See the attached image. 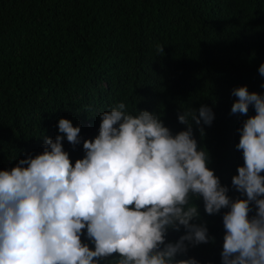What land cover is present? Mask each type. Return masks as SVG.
Returning <instances> with one entry per match:
<instances>
[{
    "label": "trees",
    "instance_id": "obj_1",
    "mask_svg": "<svg viewBox=\"0 0 264 264\" xmlns=\"http://www.w3.org/2000/svg\"><path fill=\"white\" fill-rule=\"evenodd\" d=\"M262 63L264 0H0V170L42 152L62 117L81 129L75 148L62 141L74 164L83 139L98 135L99 113L119 102L158 115L174 134L186 129L178 113L203 104L214 119L201 124L203 136L193 125L194 136L228 195L242 198L232 177L243 164L236 145L247 117L231 112L232 90L264 95ZM193 203L214 240L177 258L222 264L226 209L208 215L202 198ZM81 239L94 248L86 230Z\"/></svg>",
    "mask_w": 264,
    "mask_h": 264
},
{
    "label": "clouds",
    "instance_id": "obj_2",
    "mask_svg": "<svg viewBox=\"0 0 264 264\" xmlns=\"http://www.w3.org/2000/svg\"><path fill=\"white\" fill-rule=\"evenodd\" d=\"M232 95L231 112L247 117L236 145L243 164L232 177L242 198L228 195L194 136L193 125L203 136L201 124L213 122L207 105L178 113L186 129L174 134L158 115L119 102L99 113L98 135L83 139L74 164L62 141L75 148L81 129L62 117L42 152L0 170V264H199L177 257L214 240L198 222L200 198L208 215L226 209L222 264H264V95L246 85ZM85 230L94 248L82 241Z\"/></svg>",
    "mask_w": 264,
    "mask_h": 264
}]
</instances>
